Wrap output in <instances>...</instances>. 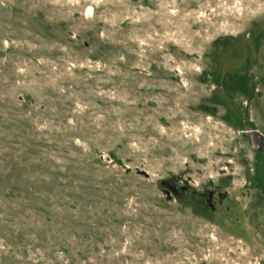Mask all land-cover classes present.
I'll return each instance as SVG.
<instances>
[{
  "label": "rangeland",
  "instance_id": "obj_1",
  "mask_svg": "<svg viewBox=\"0 0 264 264\" xmlns=\"http://www.w3.org/2000/svg\"><path fill=\"white\" fill-rule=\"evenodd\" d=\"M0 264H264V0H0Z\"/></svg>",
  "mask_w": 264,
  "mask_h": 264
},
{
  "label": "trees",
  "instance_id": "obj_2",
  "mask_svg": "<svg viewBox=\"0 0 264 264\" xmlns=\"http://www.w3.org/2000/svg\"><path fill=\"white\" fill-rule=\"evenodd\" d=\"M219 197H220V196H218V199H220ZM205 210H209L207 206H205ZM210 211L212 212L213 209H211Z\"/></svg>",
  "mask_w": 264,
  "mask_h": 264
}]
</instances>
